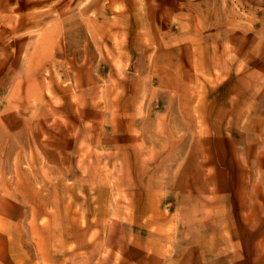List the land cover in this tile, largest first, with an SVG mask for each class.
Wrapping results in <instances>:
<instances>
[{
  "label": "rangeland",
  "instance_id": "374dc122",
  "mask_svg": "<svg viewBox=\"0 0 264 264\" xmlns=\"http://www.w3.org/2000/svg\"><path fill=\"white\" fill-rule=\"evenodd\" d=\"M0 264H264V0H0Z\"/></svg>",
  "mask_w": 264,
  "mask_h": 264
}]
</instances>
